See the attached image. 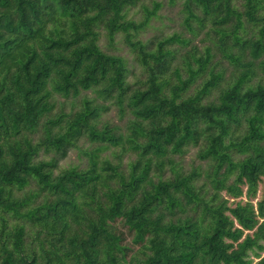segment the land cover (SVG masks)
I'll use <instances>...</instances> for the list:
<instances>
[{"label": "trees", "instance_id": "obj_1", "mask_svg": "<svg viewBox=\"0 0 264 264\" xmlns=\"http://www.w3.org/2000/svg\"><path fill=\"white\" fill-rule=\"evenodd\" d=\"M139 1L0 0V264H264V0H182L228 78L210 46L178 64L188 37L143 40L161 4Z\"/></svg>", "mask_w": 264, "mask_h": 264}, {"label": "rangeland", "instance_id": "obj_2", "mask_svg": "<svg viewBox=\"0 0 264 264\" xmlns=\"http://www.w3.org/2000/svg\"><path fill=\"white\" fill-rule=\"evenodd\" d=\"M154 1H158L161 4L160 9L157 12V16L153 17L149 25L141 32L140 37L145 40L151 37H166L172 36L174 34H180L182 37H188L191 41L188 46H181L178 43H174L173 47L177 49L175 63L180 64L182 62L181 57L184 55L186 49H190L193 45L196 47L198 52H203L206 46H210L212 48V57L210 65L214 66L215 70H222L224 72V76L228 78L234 72V65L231 61L222 55V52L219 51V48L215 47L216 37H206V29L208 27L199 30L196 36L190 34L186 25L183 22V12H182V0H176L174 4H170L168 0H140L136 6L132 7L128 11V16L138 20L143 13L144 6H151ZM239 6V0L236 1ZM197 29V24L193 22V25ZM99 44L103 50L108 53L118 54L123 56L128 62V68L130 70V81H135L139 79L142 75L141 67L138 66L134 60L133 55L130 50L123 43L121 35H117L115 38L114 48L108 47L107 40L105 34L102 33L99 37ZM184 73V72H183ZM201 79L196 80V85L199 84ZM191 86L190 91L195 87ZM88 93V92H87ZM60 101H64L63 98L59 97ZM71 101H65L64 107L66 110H69L71 107ZM131 117L130 114H126L124 117H119L117 112V107L112 106L111 110L103 115V119L108 120L112 124H117L122 130L126 127L127 118ZM197 147L190 146L188 150L181 156L175 155V159L180 161L183 169L185 171H189L192 167H195L200 163V160L197 159L196 156ZM108 152V151H107ZM127 159V156L124 157V161ZM82 160L79 159L77 155L76 149H73L69 152L68 156L60 162L61 167H68L70 165H79L82 166ZM224 194V192H222ZM229 198V197H228ZM264 199V179H262L258 185V190L256 193V197L252 200L253 204L256 205L257 200ZM230 201L234 200L229 198ZM246 198L243 196L234 201L244 202ZM233 203V202H231ZM126 243L130 241V237H126ZM130 243V242H129Z\"/></svg>", "mask_w": 264, "mask_h": 264}]
</instances>
